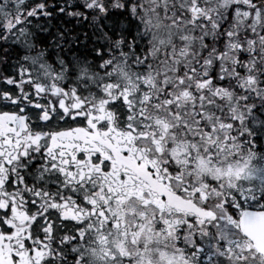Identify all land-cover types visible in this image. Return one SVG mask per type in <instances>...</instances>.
I'll return each instance as SVG.
<instances>
[{
    "label": "snow or ice",
    "instance_id": "snow-or-ice-1",
    "mask_svg": "<svg viewBox=\"0 0 264 264\" xmlns=\"http://www.w3.org/2000/svg\"><path fill=\"white\" fill-rule=\"evenodd\" d=\"M0 264H264V0H0Z\"/></svg>",
    "mask_w": 264,
    "mask_h": 264
}]
</instances>
